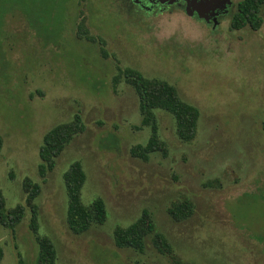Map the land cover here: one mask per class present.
Listing matches in <instances>:
<instances>
[{
    "label": "rangeland",
    "instance_id": "rangeland-1",
    "mask_svg": "<svg viewBox=\"0 0 264 264\" xmlns=\"http://www.w3.org/2000/svg\"><path fill=\"white\" fill-rule=\"evenodd\" d=\"M123 1L0 0V192L6 208L25 207L14 234L0 225V264H17V253L36 262L25 178L40 186L38 234L54 244L56 264H171L151 237L141 253L115 245V228L144 209L183 262L264 264V7L252 31L232 30L228 16L207 25L178 7L147 14ZM79 24L93 40L77 36ZM123 68L168 82L198 109L193 141L156 111L165 156L130 155L151 131L137 129L138 98L116 80ZM75 114L83 132L41 177L43 135ZM75 161L86 176L82 203L101 198L107 215L80 235L66 224L63 183ZM185 201L192 213L176 222L168 209Z\"/></svg>",
    "mask_w": 264,
    "mask_h": 264
},
{
    "label": "trees",
    "instance_id": "trees-1",
    "mask_svg": "<svg viewBox=\"0 0 264 264\" xmlns=\"http://www.w3.org/2000/svg\"><path fill=\"white\" fill-rule=\"evenodd\" d=\"M264 7V0H239L234 13L231 16L230 28L241 30L248 27L252 31H258L263 19L260 15ZM77 36H87L82 24L77 26ZM119 75L135 92L138 98L140 125L137 129L149 127L151 134L145 145H135L130 149V155L142 161H147L153 153L166 154V144L157 135L156 111L169 114L175 125L177 138L184 143L193 141L197 134L199 111L193 105L184 102L176 89L168 82L159 79L144 77L138 70L132 68L118 69ZM84 125L81 117L75 114L71 121L60 123L49 129L42 138V144L38 150L40 163L38 173L44 177L53 170L56 159L61 155L73 138L82 133ZM3 139L0 135V152ZM86 180L85 172L80 162H72L63 174V183L67 197L66 224L69 230L80 235L87 232L94 225H102L106 221V207L101 198H95L89 206L81 201V189ZM22 189L26 195L25 206L30 210L29 230L35 236L38 247L35 264H56V250L52 241L46 236L38 234L37 206L34 200L39 194L40 186L25 178ZM171 218L181 222L191 215V205L185 201L174 204L168 209ZM25 214V207L17 205L13 209L6 208L5 198L0 192V225L15 233L16 226L21 222ZM151 237L154 248L162 255L170 257L171 264H190L181 261L173 255V250L165 236L156 230L151 213L142 210L140 216L126 227H117L113 231V240L118 248L131 249L143 252L146 238ZM4 252L0 246V263ZM17 264H26L17 253Z\"/></svg>",
    "mask_w": 264,
    "mask_h": 264
},
{
    "label": "flooded vegetation",
    "instance_id": "flooded-vegetation-1",
    "mask_svg": "<svg viewBox=\"0 0 264 264\" xmlns=\"http://www.w3.org/2000/svg\"><path fill=\"white\" fill-rule=\"evenodd\" d=\"M123 1V0H122ZM126 3L130 4L131 6H134L139 12H144L147 14H157L163 11L168 10L169 8H181L183 11L185 10L186 2L184 0H175V2L172 5H167L169 1L172 0H124ZM123 1V3H124ZM174 1V0H173ZM186 1H192V0H186ZM239 2V1H238ZM238 2L235 4L233 1L231 2L230 6L227 7V10L225 12L224 9H221L220 3H218V0H214L210 4L209 11L212 12H218L219 15L216 17L218 23L223 17H231L234 13L236 6ZM163 3V4H162ZM195 16V15H194ZM204 23V20L202 21ZM207 25H212V21L208 22Z\"/></svg>",
    "mask_w": 264,
    "mask_h": 264
},
{
    "label": "water",
    "instance_id": "water-1",
    "mask_svg": "<svg viewBox=\"0 0 264 264\" xmlns=\"http://www.w3.org/2000/svg\"><path fill=\"white\" fill-rule=\"evenodd\" d=\"M186 6H185V14L189 17H192L196 15L199 19H203L205 21H210V19H213L214 22H216V17L219 15L218 12H210V4L214 0H192V1H186ZM232 0H218V3L221 5V9H224L225 12L227 10V7L230 6ZM175 2L169 1L167 3L168 5H171Z\"/></svg>",
    "mask_w": 264,
    "mask_h": 264
}]
</instances>
